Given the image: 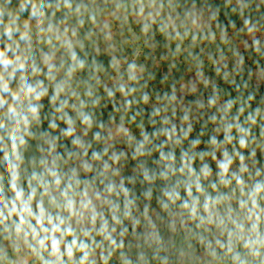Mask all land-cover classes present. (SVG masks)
I'll list each match as a JSON object with an SVG mask.
<instances>
[{"label": "clouds", "instance_id": "clouds-1", "mask_svg": "<svg viewBox=\"0 0 264 264\" xmlns=\"http://www.w3.org/2000/svg\"><path fill=\"white\" fill-rule=\"evenodd\" d=\"M0 264H264V0H0Z\"/></svg>", "mask_w": 264, "mask_h": 264}]
</instances>
